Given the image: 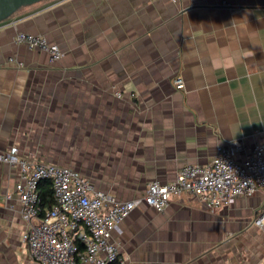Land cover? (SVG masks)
Here are the masks:
<instances>
[{"label": "crops", "instance_id": "crops-1", "mask_svg": "<svg viewBox=\"0 0 264 264\" xmlns=\"http://www.w3.org/2000/svg\"><path fill=\"white\" fill-rule=\"evenodd\" d=\"M19 31L61 58L15 42ZM262 140L264 0H43L0 22V153L17 145L129 200L219 146ZM18 179L0 162V264H37ZM263 204L264 188L215 211L183 192L163 211L135 208L112 239L127 264H264Z\"/></svg>", "mask_w": 264, "mask_h": 264}, {"label": "built area", "instance_id": "built-area-1", "mask_svg": "<svg viewBox=\"0 0 264 264\" xmlns=\"http://www.w3.org/2000/svg\"><path fill=\"white\" fill-rule=\"evenodd\" d=\"M228 4L227 2H224ZM15 42L45 51L50 61L61 58L62 50L45 35L19 31ZM10 62L19 66L14 58ZM175 84L184 85L177 76ZM118 97L122 93L117 91ZM0 162L19 169L15 183L27 226L22 239L37 264H127L119 245L112 239L117 225L142 204L158 211L165 210L172 196L191 192L213 210L238 197L253 196L264 188V140L248 145L244 142L219 146L207 165L181 167L175 180L149 182L146 192L129 200H119L103 190L77 169L30 158L20 153L17 145L0 153ZM51 182L55 202L49 209L42 206L40 184ZM11 194L7 195L10 198ZM264 228V204L253 222ZM78 243L84 250H78Z\"/></svg>", "mask_w": 264, "mask_h": 264}, {"label": "water", "instance_id": "water-1", "mask_svg": "<svg viewBox=\"0 0 264 264\" xmlns=\"http://www.w3.org/2000/svg\"><path fill=\"white\" fill-rule=\"evenodd\" d=\"M43 0H0V22L11 17L22 7L30 6Z\"/></svg>", "mask_w": 264, "mask_h": 264}, {"label": "trees", "instance_id": "trees-1", "mask_svg": "<svg viewBox=\"0 0 264 264\" xmlns=\"http://www.w3.org/2000/svg\"><path fill=\"white\" fill-rule=\"evenodd\" d=\"M40 194L42 200V206L44 209H49L55 202L53 188L49 180H44L40 184ZM78 250L82 252L84 250L83 244L78 243Z\"/></svg>", "mask_w": 264, "mask_h": 264}]
</instances>
